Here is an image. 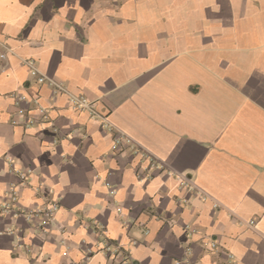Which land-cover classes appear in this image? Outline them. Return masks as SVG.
Wrapping results in <instances>:
<instances>
[{"label": "crops", "instance_id": "obj_1", "mask_svg": "<svg viewBox=\"0 0 264 264\" xmlns=\"http://www.w3.org/2000/svg\"><path fill=\"white\" fill-rule=\"evenodd\" d=\"M0 45V208L59 205L0 264H264V0H0Z\"/></svg>", "mask_w": 264, "mask_h": 264}, {"label": "built area", "instance_id": "obj_2", "mask_svg": "<svg viewBox=\"0 0 264 264\" xmlns=\"http://www.w3.org/2000/svg\"><path fill=\"white\" fill-rule=\"evenodd\" d=\"M7 61V51L0 45V62H6ZM30 63V62H29ZM31 64V63H30ZM32 74H35L36 72L34 69H32ZM38 80L40 82L43 81L42 77H39ZM71 99V105L73 108L77 110H87L91 114L94 113L93 108H92V103L83 95L79 96H73L70 98ZM21 110H19V113ZM104 123V122H103ZM34 124V120H29L25 126L30 127ZM107 125V123H104ZM123 139L121 137H116L113 140L112 143V148L116 149L118 146L122 144ZM139 147V146H138ZM137 149H140L145 161L147 162L146 165L143 166V170L147 169H159L161 167H165V164H163L162 161L158 160L155 156H153L151 153L146 151L145 149L142 148H136L134 152H137ZM16 175L18 177V184H12L9 188L8 191V201L5 202L1 206V211L10 213L13 212V215H19L22 216L26 221L28 222H33L36 221L37 226L40 227L44 232H46V228L50 227L51 225L54 224L55 222V214L58 210V202L57 200L50 201L42 206L35 207V208H28V209H23L19 212L12 211V204L17 198V187L18 185H23L26 181V173L21 172V171H16ZM111 193H114V190H111ZM215 205V204H214ZM8 233H13V230L8 228L6 230ZM210 246L213 248L215 247V243H211ZM228 257H231L232 255L230 253L226 254ZM176 264H181L180 261H176ZM185 264H190V263H185Z\"/></svg>", "mask_w": 264, "mask_h": 264}]
</instances>
